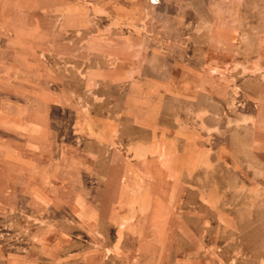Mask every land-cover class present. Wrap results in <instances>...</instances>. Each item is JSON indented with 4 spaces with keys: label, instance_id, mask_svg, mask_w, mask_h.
<instances>
[{
    "label": "rangeland",
    "instance_id": "rangeland-1",
    "mask_svg": "<svg viewBox=\"0 0 264 264\" xmlns=\"http://www.w3.org/2000/svg\"><path fill=\"white\" fill-rule=\"evenodd\" d=\"M0 71L3 85L33 86L18 119L50 101L55 148L88 143L73 134L79 114L111 125L115 199L127 188L117 152L160 160L177 214L168 242L118 220L98 231V264H264V0H0ZM36 153L49 174L58 153ZM26 195L17 220L0 205V264H64L33 245L57 237V190Z\"/></svg>",
    "mask_w": 264,
    "mask_h": 264
},
{
    "label": "crops",
    "instance_id": "crops-1",
    "mask_svg": "<svg viewBox=\"0 0 264 264\" xmlns=\"http://www.w3.org/2000/svg\"><path fill=\"white\" fill-rule=\"evenodd\" d=\"M13 77L16 79L18 75ZM31 86L0 83V107L4 93L5 107L10 110L4 116L0 111V205L6 206L10 220H17L19 201L27 203L32 199L26 195L29 189L37 186V189L50 192L57 190L59 232L56 239L52 240L54 235L50 233L34 241L36 255L44 259L57 256L64 264H98V251L92 247L98 243V231L106 232L118 220L137 229L148 227L150 243H167L177 214H173L172 202L166 196L164 183L168 178L160 160L154 156L153 160L126 163L123 157L127 153L117 152L121 166L124 164L122 171L127 188L115 199L111 125L107 122L105 126L99 125L98 118L79 114L81 116H76L73 121V134L79 136L83 130L89 138L88 143L79 146L64 136V139L59 137L55 148L52 141L46 139L51 120L44 110L51 107L50 101H41V112H31L18 119V93H30ZM58 103L66 110L65 101ZM36 152L58 153L56 161L44 163L49 165V174H42L47 172L40 168L41 161L35 163V156L40 157ZM46 196L45 199L50 200ZM79 228L93 236V240L88 238V245L81 241L83 234ZM34 262L33 256L28 254L10 258V264Z\"/></svg>",
    "mask_w": 264,
    "mask_h": 264
}]
</instances>
